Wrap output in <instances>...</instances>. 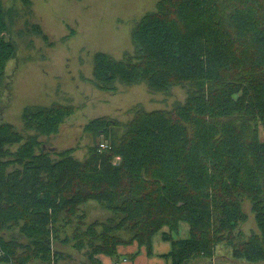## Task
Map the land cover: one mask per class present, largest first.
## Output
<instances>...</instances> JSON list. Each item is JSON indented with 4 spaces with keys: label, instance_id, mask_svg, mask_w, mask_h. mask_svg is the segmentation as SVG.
Wrapping results in <instances>:
<instances>
[{
    "label": "trees",
    "instance_id": "trees-1",
    "mask_svg": "<svg viewBox=\"0 0 264 264\" xmlns=\"http://www.w3.org/2000/svg\"><path fill=\"white\" fill-rule=\"evenodd\" d=\"M156 1L132 29L133 52L94 54L92 80L112 92L117 81L165 93L182 85L185 101L137 108L126 122L91 119L84 130L95 141L84 159L74 147L53 157L39 139L59 133L74 105L27 106L24 129L34 133L26 136L1 115L0 262L55 264L57 241L86 249L94 264L123 242L152 253L153 236L163 226L177 233L181 221L188 238L163 235L172 264H214L223 243L234 260L264 261V0ZM11 19L0 0V101L3 92L10 98L14 71L6 68L17 57ZM244 198L259 228L250 235L239 228L248 219ZM91 200L111 216L86 221L81 207Z\"/></svg>",
    "mask_w": 264,
    "mask_h": 264
},
{
    "label": "rangeland",
    "instance_id": "rangeland-1",
    "mask_svg": "<svg viewBox=\"0 0 264 264\" xmlns=\"http://www.w3.org/2000/svg\"><path fill=\"white\" fill-rule=\"evenodd\" d=\"M2 1L12 16L10 36L17 46V57L7 63V73L14 71V75L10 98L3 92L0 117L26 136L34 133L24 129L23 112L27 106L74 105L75 112L61 124L59 133L39 136L53 157H57L55 151L74 147L73 154L84 159L88 147L95 141L93 134L84 130L91 119L109 116L126 122L137 108L169 109L185 101L187 87L182 85L173 86L165 93L150 88L145 82L117 81V90L112 92L101 90L92 80L94 54L103 51L121 59L125 52H133L132 29L145 13L155 9L156 0H31L29 5L24 0ZM34 24H39L48 34V41L33 30ZM103 138L102 134L99 139L106 143ZM117 157L116 163L121 159ZM242 201L248 219L239 228L246 235L259 232L251 200ZM81 208L88 222L107 220L111 216L108 209L94 200ZM73 229L69 226L65 235H72ZM54 248L62 251L55 264H94L86 249H76L72 241H57ZM215 253L221 263L226 262V256L234 259L232 247L227 243L219 244ZM257 263L264 264V261Z\"/></svg>",
    "mask_w": 264,
    "mask_h": 264
},
{
    "label": "crops",
    "instance_id": "crops-1",
    "mask_svg": "<svg viewBox=\"0 0 264 264\" xmlns=\"http://www.w3.org/2000/svg\"><path fill=\"white\" fill-rule=\"evenodd\" d=\"M164 234H172L174 238H188L190 225L186 221L180 222L179 231H171L168 226H163L152 238V253H148L146 246L139 245L137 241L123 242L117 247L114 256L100 254L101 264H172V257L168 256L173 245L172 241L164 238ZM127 258L126 260H123ZM226 262H219L218 257L213 256L214 264H249L242 260H234L226 256ZM8 264V263H0Z\"/></svg>",
    "mask_w": 264,
    "mask_h": 264
},
{
    "label": "built area",
    "instance_id": "built-area-1",
    "mask_svg": "<svg viewBox=\"0 0 264 264\" xmlns=\"http://www.w3.org/2000/svg\"><path fill=\"white\" fill-rule=\"evenodd\" d=\"M100 146H101V149H104V148L108 147V145L106 143H101ZM117 158H119V157H117ZM114 163H116L115 159H114ZM126 259L127 258H124L123 260H126Z\"/></svg>",
    "mask_w": 264,
    "mask_h": 264
}]
</instances>
